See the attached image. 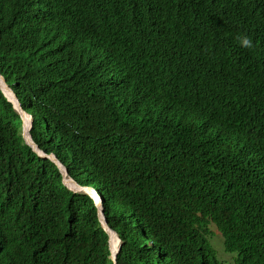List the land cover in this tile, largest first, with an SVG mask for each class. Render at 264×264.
<instances>
[{
  "label": "trees",
  "instance_id": "16d2710c",
  "mask_svg": "<svg viewBox=\"0 0 264 264\" xmlns=\"http://www.w3.org/2000/svg\"><path fill=\"white\" fill-rule=\"evenodd\" d=\"M0 74L116 264H264V0H0ZM21 124L0 91V264H115Z\"/></svg>",
  "mask_w": 264,
  "mask_h": 264
},
{
  "label": "clouds",
  "instance_id": "9594fccd",
  "mask_svg": "<svg viewBox=\"0 0 264 264\" xmlns=\"http://www.w3.org/2000/svg\"><path fill=\"white\" fill-rule=\"evenodd\" d=\"M240 43H241V46L244 47V48H252L253 47V42L252 40L248 39V38H242L240 40ZM5 79V78H4ZM6 81V80H5ZM7 84V83H6ZM8 85V84H7ZM9 86V85H8ZM11 89V88H10ZM1 91V89H0ZM14 92V90H12ZM12 91H7V96L5 94H3V92L1 91L2 93V97L8 102L11 104L12 106V110L14 111L15 114H17L20 118V121L22 122V124L20 125V136L24 142V144L26 146H28L30 149H32V151L34 152V154L40 158V159H50L52 162L55 161L57 164L59 163L60 166L66 168L64 166V164H62L58 158L55 156L54 153H51V154H46L44 151H42V149H40L38 147V145L35 143L34 139H33V136H32V129H33V123H34V116L33 114L29 113L28 111L24 110L20 100H19V97L17 96L19 102H20V105L22 107V111H18L16 108H15V105L14 103L10 100L11 98L14 100V94ZM15 101V100H14ZM29 118L30 120V124L29 126H26V119ZM74 118V117H73ZM23 120H24V126H25V132L23 131ZM71 126V125H69ZM27 129L30 130L28 133H29V136L31 138V141H28L27 139ZM52 146L54 148V150H60L62 149L63 147L66 146V136H65V133H64V128L63 129H59V135L55 136L53 139H52ZM53 162V164L56 166V168L58 167V165ZM67 169V168H66ZM68 171V174H69V178L70 180L69 181H72L74 184H76L78 187H80V183L77 182L76 178L74 177V175H71L70 174V171L67 169ZM135 224L132 223V234H136L138 231L136 230V227H134ZM135 232V233H134ZM3 240L0 239V256L3 255L4 251H5V247L6 245L2 242ZM106 248H103V250H105Z\"/></svg>",
  "mask_w": 264,
  "mask_h": 264
},
{
  "label": "bare ground",
  "instance_id": "6f19581e",
  "mask_svg": "<svg viewBox=\"0 0 264 264\" xmlns=\"http://www.w3.org/2000/svg\"><path fill=\"white\" fill-rule=\"evenodd\" d=\"M29 124H30V120H29V118H27L26 119V126H29ZM29 131L30 130L27 129V139H28V141H31V138H30L29 133H28ZM75 188H78V190L80 191V192H77L78 191L77 190L76 191L77 194L87 195L95 203L97 210H98V218H99V221L101 223V226L103 227V229L106 231V233L109 236V250L111 253L110 258L116 264V260H117L119 251L121 249L122 242H121V239H120L118 233L115 232L108 225V222L104 216V210H103L102 199H101L100 193L98 192L97 189H95L94 187H90V186H81L80 185V187H78L77 185H75ZM99 212H102V213H99ZM115 239L119 242V248L117 250H114V252H112L111 245L113 244V246H114V240ZM112 254H114V255H112Z\"/></svg>",
  "mask_w": 264,
  "mask_h": 264
},
{
  "label": "rangeland",
  "instance_id": "374dc122",
  "mask_svg": "<svg viewBox=\"0 0 264 264\" xmlns=\"http://www.w3.org/2000/svg\"><path fill=\"white\" fill-rule=\"evenodd\" d=\"M53 162L56 163L55 161H53ZM57 165H58L57 172L62 179V183L64 184V187L66 188L65 190L72 193V194H76V191L78 190V188H75L76 184H74L72 181H69L70 178H69V174H68L67 169L60 166L59 163ZM77 192H80V191L78 190ZM99 213H102V212H99ZM216 233H217V236L213 237L212 245L216 249L219 258L222 261H227V262H230V264H231V262H233V258L231 255L226 254L224 252L222 240L220 239V235L218 232H216ZM111 247H112V252H114V250H117L119 248V242L115 239L114 240V246L112 244ZM112 255H114V254H112Z\"/></svg>",
  "mask_w": 264,
  "mask_h": 264
},
{
  "label": "water",
  "instance_id": "95a60500",
  "mask_svg": "<svg viewBox=\"0 0 264 264\" xmlns=\"http://www.w3.org/2000/svg\"><path fill=\"white\" fill-rule=\"evenodd\" d=\"M155 4H159V3H155ZM0 89L3 92V94H5L6 96H7V91H9V90L12 91V89H10V87L6 84L4 76H2L1 74H0ZM13 94H14V100L15 101L12 98L10 100L14 103L15 108L21 112L22 111V107L20 105V102H19L16 94L14 92H13ZM23 131L25 132L24 120H23Z\"/></svg>",
  "mask_w": 264,
  "mask_h": 264
}]
</instances>
